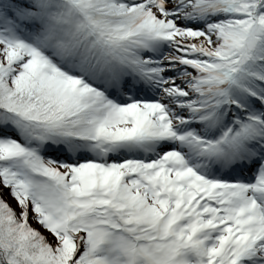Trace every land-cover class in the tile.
<instances>
[{
  "label": "snow or ice",
  "instance_id": "obj_1",
  "mask_svg": "<svg viewBox=\"0 0 264 264\" xmlns=\"http://www.w3.org/2000/svg\"><path fill=\"white\" fill-rule=\"evenodd\" d=\"M0 264H264V0H0Z\"/></svg>",
  "mask_w": 264,
  "mask_h": 264
}]
</instances>
